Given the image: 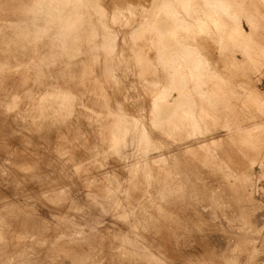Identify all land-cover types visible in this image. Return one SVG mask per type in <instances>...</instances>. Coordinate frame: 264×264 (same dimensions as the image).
<instances>
[{"label":"rangeland","instance_id":"obj_1","mask_svg":"<svg viewBox=\"0 0 264 264\" xmlns=\"http://www.w3.org/2000/svg\"><path fill=\"white\" fill-rule=\"evenodd\" d=\"M223 2L225 34L188 23V64L160 40L193 0H0V264H264V0Z\"/></svg>","mask_w":264,"mask_h":264},{"label":"bare ground","instance_id":"obj_2","mask_svg":"<svg viewBox=\"0 0 264 264\" xmlns=\"http://www.w3.org/2000/svg\"><path fill=\"white\" fill-rule=\"evenodd\" d=\"M69 1H74V0H69ZM191 1V0H190ZM204 3V7H202V5L201 4H203ZM162 4H163V0H160V5H159V10L161 9V7H162ZM235 4H238V2H235ZM192 7L193 8H191V5H185L184 4V6H182L183 8V11L187 14V13H189V11L191 10L192 12H195V16H190L191 17V19H189V18H185V19H183V20H181V22H180V27H178V28H176V30H172L171 32L169 31V33H167L166 31L165 32H161V34H162V38H161V42L162 43H164V44H168V42H170V43H172V44H174L175 45V47L176 48H178V49H180L181 50V53H183L182 54V57H184L185 58V60H186V62H188V64H195V63H197L196 61V56L194 55V53L195 52H191V51H189V49L188 48H185L184 47V44H191V45H193V41L195 40V39H198L199 40V38H197L196 36H192V37H190L189 35H188V32H186L187 30H189L190 28H191V26H189V24L188 23H194V25L196 26V28L199 30V29H203V28H206V29H208L209 30V33H210V36H211V39L213 40V34L214 33H216V30H218V29H220L221 30V32L222 33H224L225 34V31L223 30V24H222V21H220L219 22V19H217V18H214L213 16H212V13H214V12H216V10H219V12L220 11H222V12H226V11H228V8H227V6H226V4L223 2V0H193V3H192ZM207 5V6H206ZM210 8V10L212 11V10H214L212 13L210 12H208V10H206V8ZM53 8L55 9L56 8V6L54 5L53 6ZM256 8V7H255ZM129 10V9H128ZM257 10L259 11V9H258V7H257ZM69 11H71V9H67L66 10V13H64L63 15H59V16H57V15H55V14H53V15H50V19H55V18H61L62 16H67V17H71V16H73V15H75V13H72V14H69ZM133 11V10H132ZM129 12V11H128ZM156 12V11H155ZM130 13H131V11H130ZM133 14H134V12H133ZM185 14V15H186ZM181 15V14H180ZM226 15H231V14H229V13H226ZM157 16V14L155 13L154 15H150V16H148V19H147V24H149V25H151V23H152V20L150 19V18H152V17H156ZM173 16V15H172ZM135 17H136V15H135ZM164 17V18H163ZM117 18V17H116ZM133 18V17H132ZM162 18L163 19H166V17L165 16H162ZM240 18V17H239ZM182 19V18H181ZM46 20H48V19H46ZM116 20V19H115ZM178 20H180V19H178ZM235 20V19H234ZM252 20V19H251ZM114 22V21H113ZM112 22V23H113ZM126 22H128V21H126ZM136 22H138V20L136 21ZM163 22H166V20L164 21L163 20ZM129 25H131L132 24V20H131V22L129 21ZM155 23H156V20H155ZM237 23V22H236ZM138 25V24H137ZM165 25V24H164ZM163 25V23H161V27L162 28H164L165 26ZM170 26V25H169ZM126 27V26H125ZM171 27V26H170ZM170 27H168L167 29H169ZM42 28V27H41ZM121 28V27H120ZM116 29V28H115ZM166 29V30H167ZM122 30V29H121ZM151 30V29H150ZM107 31V30H106ZM117 31V30H116ZM133 31H134V29H133ZM138 32H141L140 30L139 31H136L135 32V34H137L136 35V38H132L133 39V41H131V42H136V43H138L139 45H140V43L142 44L143 42H145L146 40H145V37L143 38V39H141V38H139V34L140 33H138ZM236 32H237V39L238 38H240V37H243V36H246L248 33H246V35H245V32L244 33H242L241 31H239V29L238 28H236ZM107 33V32H106ZM110 34V33H109ZM126 35H127V33H126ZM226 35H228V32L226 33ZM229 35H230V33H229ZM243 35V36H242ZM89 36V35H88ZM125 35H123V37H124ZM146 36V35H145ZM147 37H150V36H148L147 35ZM152 37H153V34H152ZM90 39V38H89ZM113 39V38H112ZM120 39H121V37H120ZM123 39V38H122ZM148 39V38H147ZM167 40H168V42H167ZM151 41H152V38L150 39V43H151ZM94 43V42H93ZM129 43V42H128ZM135 43V44H136ZM147 43V42H146ZM149 43V44H150ZM153 43V42H152ZM151 43V44H152ZM98 44V43H97ZM163 44V49H162V52H163V54L166 56V57H168L169 56V54L171 53V50L170 49H167L166 48V45H164ZM131 45H132V43H131ZM134 45V44H133ZM147 45V44H146ZM87 46V45H86ZM94 46V45H93ZM130 46V45H129ZM141 46V45H140ZM161 46V45H160ZM88 47L90 48V45H88ZM145 48H146V46H144ZM150 47H151V45H150ZM88 48V49H89ZM102 48V47H101ZM140 48V47H139ZM143 48V46L141 47V49ZM86 49V48H85ZM87 49V50H88ZM135 49V48H134ZM138 49V48H137ZM136 50V49H135ZM133 51V53H135L136 55H142V53H143V51H142V53L140 52V51ZM143 50V49H142ZM148 50V49H147ZM147 50H144L145 52L147 51ZM150 50V49H149ZM161 50V49H160ZM98 51V50H97ZM174 53H176V50L174 49V50H172ZM89 52V51H88ZM148 52V51H147ZM150 52V51H149ZM159 52V51H158ZM90 53H91V50H90ZM90 53H89V55H90ZM196 53H198V51H196ZM88 54V53H87ZM96 54V53H95ZM147 54V53H146ZM145 54V55H146ZM180 54V53H179ZM216 54V53H215ZM235 54V53H234ZM92 55H93V53H92ZM99 56H100V54H98ZM97 55V56H98ZM143 56V58H145L146 56ZM149 55V54H148ZM150 55H151V53H150ZM154 54H152V56H153ZM94 56H96V55H94ZM98 56V59L100 58ZM84 57V56H83ZM89 57V56H88ZM101 57H103V56H101ZM105 57H106V55H105ZM94 58V57H93ZM97 58V57H96ZM95 58V59H96ZM104 58V57H103ZM181 58V57H180ZM85 59V58H84ZM101 59V58H100ZM99 59V60H100ZM146 59V58H145ZM81 60V59H80ZM86 60V59H85ZM98 60V61H99ZM106 59H104V61H105ZM107 60H108V58H107ZM172 60V59H171ZM50 61V60H49ZM103 61V60H102ZM104 61H103V63H104ZM149 61V60H148ZM52 62H54V61H52ZM93 62V61H92ZM100 62H101V60H100ZM99 62V63H100ZM107 62V61H106ZM105 62V63H106ZM154 62V61H153ZM202 62V61H201ZM55 64V63H54ZM54 64H52V66L54 65ZM60 64V63H59ZM66 64V63H65ZM86 64V63H85ZM84 64V65H85ZM96 64V63H95ZM97 64H98V62H97ZM104 65V64H103ZM103 65H101V67L103 66ZM23 66V65H22ZM37 66V65H36ZM62 66V65H61ZM96 66V65H95ZM95 66H94V64H93V66L92 67H94L93 68V73L95 74V72L97 73V71H95L96 69H95ZM140 66V65H139ZM199 66V65H198ZM47 67V66H46ZM56 67H57V65H56ZM87 67V66H86ZM99 67H100V64H99ZM100 67V68H101ZM107 67H109V64H108V66ZM154 67V66H153ZM184 67V66H183ZM215 67V66H214ZM26 68V67H25ZM49 68V67H48ZM97 68H98V66H97ZM100 68H98V69H100ZM110 68V67H109ZM148 68V67H147ZM193 68V67H192ZM218 68V67H217ZM28 69V68H27ZM50 69V68H49ZM95 69V70H94ZM111 69V68H110ZM109 69V70H110ZM141 69V68H140ZM154 69V68H153ZM172 69V68H171ZM41 70V69H40ZM40 70H39V72H40ZM52 70V69H51ZM80 70V69H79ZM136 70V69H135ZM27 71V70H26ZM91 71V70H90ZM34 72V71H33ZM100 72V71H99ZM103 72V71H102ZM106 72H108V71H106ZM29 73V72H28ZM90 73H92V72H90ZM17 74V73H16ZM101 74V73H100ZM143 74V73H142ZM190 74V73H189ZM216 74V73H215ZM18 75H20V73L18 74ZM96 75V74H95ZM206 75V74H205ZM138 76V75H137ZM185 76H186V74H185ZM209 76V75H208ZM16 77V76H15ZM23 77H25V76H23ZM29 77V76H28ZM94 77V76H93ZM136 77V76H135ZM178 76H175L174 77V79H173V81H172V88H173V90H175V91H180L182 88L181 87H179L180 85V83H181V81L183 82V83H189L190 81L189 80H186L185 79V81L184 80H179L178 78H177ZM205 77H207V76H205ZM205 77H204V79H205ZM17 78V77H16ZM94 78H96V77H94ZM140 78V77H139ZM142 78V77H141ZM148 78V77H147ZM208 78V77H207ZM206 78V79H207ZM24 79V78H23ZM190 79V78H189ZM202 79V78H201ZM205 79V80H206ZM87 80V79H86ZM97 80V79H96ZM195 80V79H194ZM13 82H15V81H13ZM18 82V81H17ZM95 82V81H94ZM102 82V81H101ZM206 82V81H205ZM205 82H204V84H205ZM221 82V81H220ZM59 83V82H58ZM8 84V83H7ZM28 85V84H27ZM61 85V84H60ZM84 85V84H83ZM95 85V84H94ZM94 85H93V87H94ZM169 85V84H168ZM207 85V84H206ZM57 86V85H56ZM58 86H59V84H58ZM96 86V85H95ZM205 86V85H204ZM209 86V85H208ZM83 87V86H82ZM142 87V86H141ZM170 87V86H169ZM84 88V87H83ZM194 88V87H193ZM204 88V87H203ZM153 89V88H152ZM190 89V88H189ZM192 89V88H191ZM207 89H209L208 87H207ZM242 89V88H241ZM40 90V89H39ZM193 90V89H192ZM199 90H201V89H199ZM202 90H204V89H202ZM211 90V89H210ZM80 91V90H79ZM155 91V90H154ZM205 91H206V88H205ZM86 92V91H85ZM91 92V91H90ZM207 92V91H206ZM37 93V92H36ZM35 93V94H36ZM65 93V92H64ZM148 93V92H147ZM192 93V92H191ZM194 93V92H193ZM41 94V93H40ZM39 94V95H40ZM212 94V93H211ZM120 95V94H119ZM148 95V94H147ZM155 95V94H154ZM193 96H196V95H193ZM28 97V96H27ZM41 97V96H40ZM90 97V96H89ZM157 97V96H156ZM47 98H49V97H47ZM180 98H182V95H178V96H176V98H175V100H174V102L171 104L172 106H174V107H177V106H185V105H187V104H185V103H181V102H179L178 101V99H180ZM143 101V100H142ZM198 99H197V103H198ZM32 102H34V100L32 101ZM135 102V101H134ZM168 101L166 100V98L164 97V95H161L156 101H155V104H154V107H157V106H159L160 108H162V110H163V112L161 113L163 116L166 114V113H164V110L166 109V107L167 106H169V104L167 103ZM69 103H71L70 101H69ZM11 104V103H10ZM14 104V103H13ZM85 104V103H84ZM111 104V103H110ZM143 104V103H142ZM114 105V104H113ZM139 105H141V104H139ZM149 105V104H148ZM8 106H9V104H8ZM31 106H32V104H31ZM145 106V105H144ZM151 106V105H150ZM201 106H202V104H201ZM26 107H28V106H26ZM29 107H30V105H29ZM69 107H71V106H69ZM113 107V106H112ZM111 107V108H112ZM21 108V107H20ZM19 108V109H20ZM24 109H25V107H23ZM22 108V109H23ZM109 108V107H108ZM111 108H109V109H111ZM201 108H204V107H201ZM10 109V108H9ZM19 109H18V111L17 112H19ZM57 109V108H56ZM21 110V109H20ZM27 110V109H26ZM26 110H24V111H26ZM64 110V109H63ZM67 110V109H66ZM23 111V112H24ZM57 111V110H56ZM59 112L61 111V110H58ZM135 111V110H134ZM150 111V110H149ZM212 111V110H211ZM21 112V111H20ZM43 112H44V110H43ZM64 112V111H63ZM184 112V113H183ZM9 113V112H8ZM11 113V112H10ZM101 113V112H100ZM121 113V112H120ZM178 113H179V115H180V113H181V115H180V117H184L185 115H183V114H188L187 112H185V111H181V112H179L178 111ZM177 113V114H178ZM209 113V112H208ZM12 114V113H11ZM108 114V113H107ZM112 114H114V113H112ZM117 114H119V113H117ZM211 114H212V112H211ZM14 115V114H13ZM116 115V114H115ZM120 115V114H119ZM127 115V114H126ZM125 115V116H126ZM141 115V114H140ZM183 115V116H182ZM213 115V114H212ZM21 116H22V114H21ZM25 116V114L23 115V117ZM64 116V115H63ZM124 116V117H125ZM146 116V115H145ZM147 116H148V114H147ZM150 116V115H149ZM5 117V116H4ZM10 117H11V115H10ZM42 117H44V113H43V116ZM129 117V116H128ZM131 117V116H130ZM168 117H169V115L167 114V116H166V118H165V120L164 121H167V120H169L168 119ZM216 117V116H215ZM95 118V117H94ZM132 118V117H131ZM151 118V117H150ZM218 118V117H217ZM119 119V118H118ZM8 120V119H7ZM12 120V119H11ZM108 120V119H107ZM147 120H148V118H147ZM103 121V120H102ZM105 121V123H106V120H104ZM163 121V120H162ZM192 121V120H191ZM108 122H111V120L110 121H108ZM192 122H194V120L192 121ZM191 122V123H192ZM9 123V122H8ZM29 123V122H28ZM102 123V122H101ZM116 123V122H115ZM118 123V122H117ZM142 123V122H141ZM205 123V122H204ZM95 124V123H94ZM107 124V123H106ZM130 124V123H129ZM203 124V123H202ZM84 125V124H83ZM141 125V124H140ZM147 125V124H146ZM192 125V124H191ZM142 126V125H141ZM106 127V126H105ZM109 127V126H108ZM117 127V126H116ZM193 127V126H192ZM231 127V126H230ZM142 128H144V127H142ZM106 129V128H105ZM138 129V128H137ZM179 129H181V130H183V131H185V132H187L186 131V127L183 125V124H179ZM100 130V129H99ZM139 130V129H138ZM101 131V130H100ZM108 131V130H107ZM118 131H119V129H118ZM140 131V130H139ZM124 132V131H123ZM182 132V131H181ZM81 133V132H80ZM97 133V132H96ZM95 133V134H96ZM112 133V132H111ZM177 133V132H176ZM184 133V132H183ZM62 134V133H61ZM104 134V133H103ZM115 134H116V132H115ZM115 134H113V136L115 135ZM132 134V133H131ZM186 134V133H185ZM58 135V134H57ZM79 135V134H78ZM142 135V134H141ZM96 136V135H95ZM121 136V138H122V135H120ZM133 136H134V133H133ZM183 136V135H182ZM201 136V135H200ZM60 137V136H59ZM64 137V136H63ZM70 137V136H69ZM191 137H193V136H191ZM104 138H106V137H104ZM189 138H190V136H189ZM55 139V138H54ZM59 139V138H58ZM62 139H64V138H62ZM83 139H84V137H83ZM99 139V138H98ZM103 139V138H102ZM108 139V138H107ZM117 139H119V136H118V138ZM38 140V139H37ZM89 140V139H88ZM194 140H195V138H194ZM213 139H210L209 140V144L211 143V142H214V141H212ZM61 141V140H60ZM116 141V140H115ZM211 141V142H210ZM35 142H36V140H35ZM54 142V141H53ZM62 142V141H61ZM124 142V141H123ZM141 142V141H140ZM207 142V141H206ZM59 143V142H58ZM121 143V142H120ZM136 143V142H135ZM192 143V142H191ZM203 143V142H202ZM119 144V143H118ZM205 144V143H204ZM38 145V144H37ZM63 145V144H62ZM136 145V144H135ZM143 145V144H142ZM141 145V146H142ZM3 146V145H2ZM126 146V145H125ZM131 146H134V145H131ZM138 146V145H137ZM199 146V145H198ZM201 146H205V145H201ZM4 147V146H3ZM18 147H19V145H18ZM30 147V146H29ZM33 147V146H32ZM39 147V146H38ZM63 147V146H62ZM109 147V146H108ZM192 147V146H191ZM0 148H2V147H0ZM23 148V147H22ZM39 148H41V147H39ZM114 148V147H113ZM116 148V147H115ZM126 148V147H125ZM124 148V149H125ZM128 148V147H127ZM13 149V148H12ZM20 149V148H19ZM119 149V148H118ZM131 150H132V148H130ZM189 149H190V147L188 148V150L187 151H189ZM192 149V148H191ZM201 149H202V147H201ZM204 149H206V148H204ZM3 149H1V151H2ZM38 150V149H37ZM112 152L114 151V150H112V149H110ZM140 150H142V149H140ZM23 151V150H22ZM21 151V152H22ZM27 151H28V148H27ZM40 151V150H39ZM107 149H106V153H107ZM258 151V150H257ZM12 153H13V151H11ZM37 152V151H36ZM35 152V153H36ZM41 152H42V150H41ZM46 152V151H45ZM110 152V151H109ZM114 152H117V150L116 151H114ZM113 152V153H114ZM121 152V151H120ZM20 153V152H19ZM29 153V152H28ZM39 154H40V152H38ZM137 153H139V152H137ZM162 153V152H161ZM259 153V152H258ZM135 154V153H134ZM141 154V153H140ZM193 154V153H192ZM25 155V154H24ZM28 155V154H27ZM44 155V154H43ZM108 155H109V153H108ZM116 155V154H115ZM124 155V154H123ZM11 156V155H10ZM18 156V155H17ZM21 156V155H20ZM29 156V155H28ZM45 156V155H44ZM117 156V155H116ZM136 156H138V154L136 155ZM30 157H32V156H30ZM30 157H29V159H30ZM118 157H119V154H118ZM121 157V156H120ZM133 157V156H132ZM140 157V156H139ZM12 158V157H11ZM16 158V157H15ZM21 158V157H20ZM26 158V157H25ZM28 158V157H27ZM37 158V157H36ZM159 158V157H158ZM157 158V159H158ZM254 158V157H253ZM23 159V158H22ZM32 159V158H31ZM140 159V158H139ZM143 159V158H142ZM6 160V159H5ZM21 160V159H20ZM34 160V159H33ZM8 161V160H7ZM17 161V160H16ZM23 161V160H22ZM26 161H28V160H26ZM26 161H24V162H26ZM30 161V160H29ZM28 161V162H29ZM42 161V160H41ZM33 162V161H32ZM40 162V161H39ZM38 162V163H39ZM9 163V162H8ZM27 163V162H26ZM41 163V162H40ZM138 163V162H137ZM136 163V164H137ZM147 163V162H146ZM108 164V163H107ZM158 164H159V162H158ZM34 165V164H33ZM105 165V164H104ZM140 165V164H139ZM81 166V165H80ZM135 166V165H134ZM152 166V165H151ZM6 167V166H5ZM131 167V166H130ZM149 167V166H148ZM159 167V166H158ZM14 168V167H13ZM16 168V167H15ZM77 168V167H76ZM139 168V167H138ZM141 168V167H140ZM12 169V168H11ZM83 169V168H82ZM153 169H154V167H153ZM163 169V168H162ZM76 170H78V169H76ZM80 170V169H79ZM85 170V169H84ZM121 170V169H120ZM129 170V169H128ZM133 170V169H132ZM158 170V169H157ZM148 171V170H147ZM160 171V170H159ZM77 172V171H76ZM135 172V171H134ZM154 172V171H153ZM2 173H4V172H2ZM78 173H79V171H78ZM77 173V174H78ZM129 173V171L127 172V174ZM130 173H131V171H130ZM136 173V172H135ZM133 174V175H136L137 173H138V170H137V173L136 174ZM152 173V172H151ZM159 173V172H158ZM82 174V173H81ZM91 174V173H90ZM73 175V174H72ZM78 175H80V174H78ZM87 175V174H86ZM138 175V174H137ZM140 175V174H139ZM88 176V175H87ZM131 176V175H130ZM150 176V175H149ZM158 176V175H157ZM82 177H85L84 175L82 176ZM81 177V178H82ZM129 177V176H128ZM132 177H136V176H132ZM132 177H129V178H131L132 180H134ZM140 177V176H139ZM143 177V176H142ZM121 178V177H120ZM126 178H127V176H126ZM129 178L128 179H126V180H128L129 181ZM175 178V177H174ZM1 179V178H0ZM94 179V178H93ZM106 179H108V177H106ZM124 179V178H123ZM140 178H138L137 180H139ZM200 179V178H199ZM115 180V179H114ZM118 180V179H117ZM125 180V181H126ZM131 180V181H132ZM136 180V179H135ZM150 180V179H149ZM172 180V179H171ZM107 181V180H106ZM109 181V180H108ZM180 181V180H179ZM111 182V181H110ZM136 182V181H135ZM138 182V184L139 183H141V182H139V181H137ZM96 183V182H95ZM121 183H122V181H121ZM131 183V182H130ZM117 184L119 185V182H117ZM127 184V183H126ZM131 184H133V183H131ZM131 184H130V186L129 187H131ZM137 184V185H138ZM179 184V183H178ZM55 185V183L53 184V186ZM94 185V184H93ZM125 185V184H124ZM52 186V187H53ZM56 186V185H55ZM54 186V187H55ZM102 186V185H101ZM113 186V185H112ZM122 185H120V187H121ZM51 187V186H50ZM49 187V188H50ZM72 187V186H71ZM95 187V186H94ZM96 187H98L97 185H96ZM108 187V186H107ZM126 187V186H125ZM2 188V187H1ZM122 188H124V187H122ZM128 188V187H127ZM134 188H135V185H134ZM137 188V187H136ZM45 189V188H44ZM107 189V188H106ZM118 189H120V188H118ZM141 189V188H140ZM153 189V188H152ZM151 189V190H152ZM99 190V189H98ZM122 190V189H121ZM126 190H128V189H126ZM150 190V191H151ZM62 191H63V189H62ZM114 191V190H113ZM133 191V190H132ZM131 191V192H132ZM1 192V191H0ZM40 192V191H39ZM51 192H53V191H50V193ZM102 192V191H101ZM112 192V190L110 191V193ZM116 192H120V191H118V190H115V192H113L114 194L116 193ZM127 192V191H126ZM129 192H130V190H129ZM48 193V192H47ZM55 193V192H54ZM58 193V192H57ZM132 193H134V192H132ZM59 194V193H58ZM90 194V193H89ZM99 194H102V193H99ZM117 194V193H116ZM135 194V193H134ZM134 194H132V195H134ZM239 194V193H238ZM47 195H49V194H47ZM52 195V194H51ZM54 195V194H53ZM98 195V194H97ZM105 195V194H104ZM108 195V194H107ZM129 195V194H128ZM131 195V193H130V197L132 196ZM136 195V194H135ZM27 196V195H26ZM58 196V195H57ZM90 196H91V194H90ZM89 196V197H90ZM103 196V195H102ZM110 196H111V194H110ZM109 195H108V197H110ZM117 196H119V195H117ZM34 197V196H33ZM40 197V196H39ZM44 197H46V196H44ZM107 197V196H106ZM107 197V198H108ZM51 198V197H50ZM54 198V197H53ZM115 198V197H114ZM114 198H112V199H114ZM134 198H135V196H134ZM35 199V198H34ZM40 199V198H39ZM133 198H131V200H132ZM28 200V199H27ZM47 200V199H46ZM71 200V199H70ZM74 200V199H73ZM106 200V199H105ZM118 200H120L119 198H118ZM130 200V201H131ZM36 201H37V199H36ZM49 201V200H48ZM109 201V200H108ZM112 201V200H111ZM28 202H29V200H28ZM38 202V201H37ZM43 202V201H42ZM116 202H118V201H116ZM32 203V202H31ZM30 203V204H31ZM34 203H35V201H34ZM51 203V202H50ZM155 203V202H154ZM25 204V203H24ZM67 204V203H66ZM242 204V203H241ZM33 205H35V204H33ZM43 205H44V203H43ZM7 206V205H6ZM9 206V205H8ZM25 206V205H24ZM42 206V205H41ZM114 206H116L115 204H114ZM231 206V205H230ZM36 207V206H35ZM120 207V206H119ZM8 208V207H7ZM15 208V207H14ZM32 208H34V207H32ZM38 208V207H37ZM47 208V207H46ZM64 208V207H63ZM68 208V207H67ZM122 208V207H121ZM230 208V207H229ZM10 209V208H9ZM16 209V208H15ZM119 209V208H118ZM4 210V209H3ZM12 210V209H11ZM28 210V209H27ZM38 210V209H37ZM247 210V209H246ZM21 211V210H20ZM32 211V210H31ZM63 211V210H62ZM261 211V210H260ZM73 212V211H72ZM3 213V212H2ZM1 213V214H2ZM19 213V212H18ZM48 213V212H47ZM60 213V212H59ZM24 214V213H23ZM29 214V213H28ZM43 215V214H42ZM62 215V214H61ZM74 215V214H73ZM152 215V214H151ZM181 215V214H180ZM5 216V215H4ZM83 216V215H82ZM60 217V216H59ZM257 217V216H256ZM54 218H57V217H53V219ZM5 219H8V218H6L5 217ZM19 219V218H18ZM38 219V218H37ZM12 220H14V219H12ZM29 221V220H28ZM42 221V220H41ZM55 221V220H54ZM53 221V222H54ZM259 221V220H258ZM19 222V221H18ZM44 222V221H43ZM51 222H52V220H51ZM52 222V223H53ZM256 222H257V220H256ZM28 223V222H27ZM259 223V222H258ZM3 224V223H2ZM4 224H6V223H4ZM19 225V224H18ZM17 225V226H18ZM37 225V224H36ZM9 226V225H8ZM20 226V225H19ZM25 226V225H24ZM110 226V225H109ZM108 226V227H109ZM116 226V225H115ZM6 227V226H5ZM50 227V226H49ZM165 227V226H164ZM36 228H37V226H36ZM52 228V227H51ZM30 229V228H29ZM112 229V228H111ZM3 230V229H2ZM31 230V229H30ZM109 230V229H108ZM260 230V229H259ZM44 231V230H43ZM45 231H47V230H45ZM7 232H8V230H7ZM73 232V231H72ZM109 232V231H108ZM19 233V232H18ZM182 233V232H181ZM113 234V233H112ZM3 235V234H2ZM186 235V234H185ZM212 236H214V234L212 235ZM211 236V237H212ZM223 236V235H222ZM19 237H21V236H19ZM99 237V236H98ZM104 237H106V235L104 236ZM184 237V236H183ZM188 237V236H187ZM216 237V236H215ZM218 237V236H217ZM114 238V237H113ZM112 238V239H113ZM191 238V237H190ZM205 238V237H204ZM213 238V237H212ZM220 238V237H219ZM56 239V238H55ZM66 239V238H65ZM116 239V238H115ZM165 239V238H164ZM218 239V238H217ZM98 240H100V238H98ZM104 240H105V238H104ZM114 240V239H113ZM213 240V239H212ZM223 240V239H222ZM73 241V240H72ZM112 241V240H111ZM217 241V240H216ZM226 241V240H225ZM13 242V241H12ZM66 242H67V240H66ZM98 242V241H97ZM110 242V241H109ZM114 242H115V240H114ZM156 242V241H155ZM167 242V241H166ZM175 242V241H174ZM189 242V241H188ZM205 242H207V241H204V243ZM51 243V242H50ZM63 243V242H62ZM68 243H69V241H68ZM73 243V242H72ZM99 243H101V240H100V242ZM165 243V242H164ZM169 244H170V242H168ZM168 243H166V244H168ZM224 243V242H223ZM110 244H114L113 242L112 243H110ZM109 244V245H110ZM153 244V243H152ZM180 244V243H179ZM185 244V243H184ZM208 244V243H207ZM6 245V244H5ZM20 245V244H19ZM78 245V244H77ZM76 245V246H77ZM115 245V244H114ZM175 245V244H174ZM210 245V244H209ZM17 246V245H16ZM101 246V245H100ZM99 246V248H101ZM112 246V245H111ZM169 246V245H168ZM180 246V245H179ZM219 246V245H218ZM78 247V246H77ZM76 247V248H77ZM80 247H82V246H80ZM80 247H78V248H80ZM87 247V246H86ZM91 247H93V246H91ZM98 247V246H97ZM104 247V246H103ZM113 247V246H112ZM111 247V248H112ZM170 247V246H169ZM208 247V246H207ZM66 248V247H65ZM68 248H71V246L70 247H68ZM68 248L66 249V250H68ZM73 248V247H72ZM72 248H71V250H72ZM75 248V247H74ZM76 248H75V252H76ZM84 248H85V246H84ZM110 248V249H111ZM170 248H172V247H170ZM182 248V247H181ZM2 249V248H1ZM108 249V248H107ZM74 250V249H73ZM82 250H84L83 248L82 249H79V251H82ZM90 250V249H89ZM89 250H88V252H89ZM171 250H173V249H171ZM52 251V250H51ZM70 251V250H69ZM78 251V249H77V252H79ZM86 251L87 250H84V252L86 253ZM96 251V250H95ZM77 252H76V255H77ZM88 252L85 254L84 253V255L86 256L87 254H88ZM92 252V251H91ZM114 252V251H113ZM39 253V252H38ZM51 253V252H50ZM108 253V252H107ZM175 253H177V252H175ZM72 254V253H71ZM74 254V253H73ZM72 254V255H73ZM81 254V253H80ZM100 254V253H99ZM109 254H112V252H109ZM66 255H67V253H66ZM75 255V254H74ZM83 255V254H82ZM91 255V254H90ZM108 254H106V256H107ZM115 254H112L111 256H114ZM172 255V254H171ZM175 255V254H174ZM57 256V255H56ZM64 256V255H63ZM69 256H70V253H69ZM68 256V257H69ZM78 256V255H77ZM79 256H81V255H79ZM78 256V257H79ZM85 256H82V257H85ZM106 256H104V258L106 259ZM108 256H110V255H108ZM176 256V255H175ZM190 256V255H189ZM53 257H54V255H53ZM65 258H66V256H64ZM63 257V258H64ZM101 259H103L102 258V256H99ZM118 257V256H117ZM46 258V257H45ZM69 258H71V257H69ZM72 258H73V256H72ZM71 258V259H72ZM86 258V257H85ZM90 258V257H89ZM96 258H97V256H96ZM111 258H113V257H111ZM115 258H116V256H115ZM173 258H176V261H173V262H175V264H176V262H178L177 260V258H179L180 259V257H173ZM88 259V258H87ZM105 259L103 260V262L105 261ZM107 259H108V257H107ZM107 259H106V261H105V263L107 262ZM122 259V258H121ZM64 260V259H63ZM68 260H70V259H68ZM97 260V259H96ZM109 260H110V258H109ZM115 260V259H114ZM118 260H120V256H119V258H118ZM173 260V259H172ZM194 260V259H193ZM256 260V259H255ZM53 261V260H52ZM112 261V260H111ZM117 261V260H116ZM186 262H187V260H185ZM262 261V260H261ZM46 262V261H45ZM57 262V261H56ZM124 262H125V260H124ZM193 262V261H192ZM196 262H198V260L196 261ZM53 263V262H52ZM64 263V262H63ZM70 263V262H69ZM90 263H92L93 264V262H90ZM105 263H103V264H105ZM116 263H118V261L116 262ZM121 263V262H120ZM120 263H118V264H120ZM127 263H128V261H127ZM185 263V262H184ZM188 263H190V262H188ZM187 263V264H188ZM199 263V262H198ZM59 264V263H58ZM68 264V263H67ZM112 264V263H111ZM122 264V263H121ZM181 264H182V262H181Z\"/></svg>","mask_w":264,"mask_h":264}]
</instances>
